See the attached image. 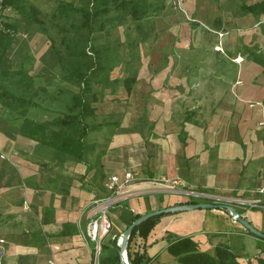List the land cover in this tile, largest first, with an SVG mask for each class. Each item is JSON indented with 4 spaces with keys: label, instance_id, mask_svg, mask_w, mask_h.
<instances>
[{
    "label": "crops",
    "instance_id": "crops-1",
    "mask_svg": "<svg viewBox=\"0 0 264 264\" xmlns=\"http://www.w3.org/2000/svg\"><path fill=\"white\" fill-rule=\"evenodd\" d=\"M241 3L187 0L186 8L194 21L228 33L222 40L200 26H191L169 7L162 11L156 19L157 34L163 29L167 37H163L161 48L154 46L155 53L159 56L167 51L173 44L171 36L182 29L178 33L180 44L169 51L178 48L179 74H171L172 62L151 74L155 56L152 60L143 56L132 91L128 93L123 87L116 94L107 91L96 105L99 123L107 119L114 122L91 133L90 143L95 145L91 159L96 161L101 154L98 162L108 178L116 175L124 181L127 172L138 175L116 191L117 203H124L135 215L192 200L218 204L237 197H259L262 207L245 210L243 216L264 233V195L258 193L264 187V67L251 60L245 50L253 49L264 58V16L242 14ZM225 47L234 59L220 54L216 57ZM204 52L211 58H204ZM29 142L36 147L35 142ZM37 158L42 156L37 153ZM32 160L25 158L24 172L37 166ZM49 164L50 173L35 172L36 188L26 183L34 173L18 177L24 187L21 191H15L16 182L8 186L12 180L9 175L0 178V192H14L19 202L25 203L17 206L18 216L21 214L18 221L15 210L1 213L3 264H90L92 245L86 246L80 231L89 221L92 201L99 198L100 180L93 172L86 174L85 164L65 157ZM7 188L15 190L8 193ZM120 213L116 205L110 213L116 234L125 230ZM9 224L15 227L13 231L8 230ZM183 237H192L209 253L218 244H227L240 255L241 264H260L258 259H264V243L220 209L165 214L150 236L146 240L138 237L132 247L145 252L150 264H177L167 246Z\"/></svg>",
    "mask_w": 264,
    "mask_h": 264
},
{
    "label": "trees",
    "instance_id": "trees-1",
    "mask_svg": "<svg viewBox=\"0 0 264 264\" xmlns=\"http://www.w3.org/2000/svg\"><path fill=\"white\" fill-rule=\"evenodd\" d=\"M251 1L253 0H242L239 11L244 15L264 16V0L249 4ZM7 9L12 10L20 19L12 22L0 15L4 19L0 31V105L8 112L6 121H18V135L35 142L38 148L36 151L43 159L47 160L48 156H51L48 163L55 158L65 157L85 164L88 167L86 174L93 172L95 179L100 180L102 187L97 197H106L108 190L104 182L108 173L98 162L101 154L96 156V161H92L91 155L95 151V145L90 143L89 137L98 126L114 121L107 119L99 123L96 105L106 96L107 91L116 94L122 87L128 93L132 91L139 75L137 63L142 59L140 48L155 40L156 18L160 16L161 10L155 9L150 0H59L52 15L62 35L60 45H57L49 36L48 29L40 18L41 11L35 4L28 0H0V13ZM59 22L63 24L60 25ZM22 23L38 25L50 41L49 51L42 58H50L54 63L52 71L44 74L48 84L59 79L60 82L75 87L59 85L58 94L61 95L49 97L53 102H61L62 98L66 97L64 95H68L66 110L60 111L55 117L41 119L29 114L32 108L45 112L49 109L43 107L34 99V95L30 94L35 88L36 77L17 60L19 52L14 48L13 36L18 33ZM125 26L129 29L125 34V41L116 38L104 43H95L99 34L109 36L111 30ZM125 49L128 54L124 52ZM245 50L250 52L251 60L264 67V58H260L253 49ZM28 58L30 57H26ZM121 66L124 67L123 76L114 77V72ZM2 79H17L22 93L8 89ZM96 87L101 90H96ZM38 91L47 92V87H40ZM34 94L36 95V92ZM48 113L52 114L50 111ZM46 172L50 173L51 169ZM26 183L32 188L37 187L32 179H26ZM199 202L201 201H191L194 204ZM116 206L121 210L119 220L125 230L142 216L132 213L124 203H117ZM46 212L50 214L51 211ZM162 216L149 219L134 230L128 246L130 264L151 263L146 253L137 248L133 249L132 244L138 237L146 240ZM123 233H114L108 244H102L103 255L99 257V264H121L118 241ZM258 240L264 243V239ZM92 250L95 251L94 245ZM167 251L176 259L177 264H241L238 260L240 255L227 244L220 243L209 253L202 251L192 237L169 242ZM261 252L264 253V248H261ZM258 261L264 264V259L259 258Z\"/></svg>",
    "mask_w": 264,
    "mask_h": 264
},
{
    "label": "rangeland",
    "instance_id": "rangeland-1",
    "mask_svg": "<svg viewBox=\"0 0 264 264\" xmlns=\"http://www.w3.org/2000/svg\"><path fill=\"white\" fill-rule=\"evenodd\" d=\"M28 1L35 4L37 8L41 11L40 18L41 20L44 21L45 26L48 29L49 36L52 39H54L57 45H60L62 35L60 33L59 27H57L56 21L53 20V17H52V15L55 12V8L57 6V1L59 0H28ZM67 1H71V0H67ZM150 1L153 3L155 9H160L162 12L169 7L172 9V11L176 15L183 16V18L185 19V22H187L191 26H195V25L200 26L201 29L205 33H210L212 35H215L220 40H222L226 35H228V33H223L226 31L216 32V30L208 27V25L205 24L203 21H200V22L194 21L196 18L193 17L192 14L189 12V10H187L186 8L187 0H183V4H182V8L184 9L185 12L180 10L177 6H175L174 0H150ZM0 15L5 16L12 22L18 21L20 19L19 16L16 15L10 9H7L1 12ZM2 21H4V19L2 18V16H0V31H1ZM59 24L62 25L63 22H59ZM161 26L163 28L164 23H162ZM128 30L129 29H127V26H125V27H118L116 29L111 30V34L109 36L106 34H99L98 39L95 41V43L96 44L104 43V42H107V40L109 41V40H113L116 38H120L122 41H125L126 40L125 34L128 32ZM163 32L164 30L162 29L161 32L156 35L155 40L141 46L140 51L142 53V57L150 56L152 60V56H155L153 57V62L151 66L154 70L157 65L158 69L154 71L152 70L151 74L153 73L157 74V71L161 72L162 70L166 69L169 63L171 62L173 63L172 64L173 68L170 69L171 74H179V70H180L179 60L180 59H178V48L175 49L174 51H171V52L169 51H170V47L173 46L174 48L175 46H178V44H180L178 33H182V29H180L179 32H175L174 36H171L173 44L169 46V49H167V51H165L164 53L158 56V53L157 54L155 53V51H158V50H155L154 46L156 45L157 47H160V48L162 47L161 43H163V37H167L166 35L162 34ZM13 37H14V48L16 51L19 52L17 56V60L19 61V63H22V65L24 66V69H26L27 71L31 73V75H34L36 77L35 88L34 90H32V92H30V94L34 95V99L38 103H40L43 107H45L46 109H49L47 110L48 112L50 111L52 113L50 114L48 112L32 108L29 114L35 118L37 117V118L42 119L44 117H55L57 116V114L60 113V111H65L66 101L68 99L67 94L64 95L66 97H63L61 102H53L49 99V97L61 95V94H58V87H60L59 85H64V86L71 87V88H75V87L68 85L66 83H62L60 82L59 79L50 81L51 84H48L47 76H45L44 74L48 73V71L50 72L52 71L54 67V63L52 62L50 58H47L46 60H43L42 58L49 51L50 41L41 32L40 27L32 23H26V24L22 23L20 25L18 33L15 34ZM177 37H178V42L176 39ZM217 43H219V40ZM219 46L222 47L221 44H219ZM217 49L220 50L219 48ZM223 50L224 52H222ZM223 50H220L218 52V55L216 56L218 59L220 58L219 54L222 55L224 58L234 59V57L231 56L232 54L229 55V53L231 52H229L226 47ZM126 51L127 50L125 49L124 52ZM242 52L243 51H241V53ZM126 54H128V52H126ZM193 54L194 53L192 52V55ZM26 57H30L28 58L29 60L26 59ZM204 58L210 59L211 57L207 52H204ZM235 60L240 61V58H237ZM123 69L124 67L122 66L117 68L113 76L114 77L123 76V72H122ZM206 70L209 72L213 70V68L211 69L206 68L205 71ZM148 71L149 73L146 72V75L150 74V70ZM213 71H218V70L215 68ZM1 81L8 89L17 91L18 93H22L21 86L18 84L17 79H14V80L10 79L8 81L2 79ZM44 86L47 87V92L38 91L40 87H44ZM34 92H36V95L34 94ZM7 118H8L7 110L0 105V178H2L4 175H9V177H12L11 178L12 180L7 183L8 186H12L13 183L15 182L19 184L16 187V190L15 189L11 190L10 188L9 189L7 188V192L11 193L14 190L21 191L24 188L22 187V183H20L22 180H19L18 178L21 175L23 177L25 173H34V177H32L33 178L32 181H36L35 172H38V171L46 172L48 170L50 171V168H49L50 164L47 163V161H49L51 156H48L47 160L43 158H37L36 150L38 148L35 146H32L34 144L32 145L29 144L30 143L29 141H26L22 136L18 135L17 130L19 127V122L18 121L7 122L6 121ZM38 154L39 156L41 155L40 153ZM33 157H36V159L32 160ZM25 158H27L28 160L31 159L32 162L36 163L37 166L28 167V171L24 172L22 167H23ZM13 177H16V178H13ZM20 185L21 187H19ZM17 198H18V195H16V193L14 192L10 195L2 194L0 192V223L3 222L2 214H1L2 211H4L3 213H7V212H12L15 210L14 215H15V218L17 219L16 221L20 219L21 214L18 216V213L20 212H18L19 210H17L18 208L17 206L19 205L20 202ZM232 201H233L232 199H228V200H225L223 203L234 207V204L232 203ZM22 204L24 206L25 203L21 202L20 205ZM111 210H110V213H111ZM12 225L13 224L7 225L9 231H13L15 229V227ZM113 235H114V231L112 228V231L110 232V234L103 239L102 244H108L109 240L111 239ZM96 258H97V255L93 256V251L91 248L90 264H96Z\"/></svg>",
    "mask_w": 264,
    "mask_h": 264
},
{
    "label": "built area",
    "instance_id": "built-area-1",
    "mask_svg": "<svg viewBox=\"0 0 264 264\" xmlns=\"http://www.w3.org/2000/svg\"><path fill=\"white\" fill-rule=\"evenodd\" d=\"M175 6L180 10L182 8L183 0H174ZM185 12V11H184ZM135 172H127L125 174L124 181L116 175L110 176L105 183V187L110 193L109 196L104 198H94L89 208V221L84 228L81 229V237L86 246L94 245V255H97L96 264H99V257L101 255V247L103 239L110 234L113 228L112 221L110 219V210L117 204L116 191L122 186H128L137 179ZM176 183V182H175ZM258 193L264 195V187L259 189ZM234 207L242 212L249 209H259L262 207L263 202L259 197L247 198L237 197L232 201ZM243 214H241L243 216ZM244 217V216H243ZM122 237L118 241V245H121ZM3 241H0V264L4 263L5 249L2 245ZM100 254V255H99Z\"/></svg>",
    "mask_w": 264,
    "mask_h": 264
},
{
    "label": "water",
    "instance_id": "water-1",
    "mask_svg": "<svg viewBox=\"0 0 264 264\" xmlns=\"http://www.w3.org/2000/svg\"><path fill=\"white\" fill-rule=\"evenodd\" d=\"M202 196V195H199ZM199 209H220V210H226L230 213V215L233 217L234 220L239 222L249 233L253 234L254 236L264 239V233L259 231L257 228H255L248 220L245 219L238 210L227 204L223 205H217L212 203H186V204H180L177 206L164 208L161 210L153 211L150 213H147L145 215H142L139 219H137L134 223H132L123 233L121 245H120V255H121V264H130L129 258H128V246L131 239V236L134 232V230L140 226L142 223L148 221L149 219L159 217L165 214H173L177 212H184V211H190V210H199Z\"/></svg>",
    "mask_w": 264,
    "mask_h": 264
}]
</instances>
